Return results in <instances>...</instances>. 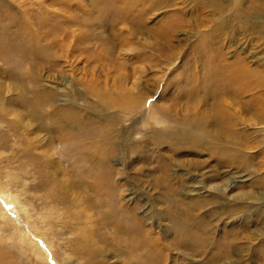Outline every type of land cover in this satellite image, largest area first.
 <instances>
[{
    "label": "rangeland",
    "instance_id": "rangeland-1",
    "mask_svg": "<svg viewBox=\"0 0 264 264\" xmlns=\"http://www.w3.org/2000/svg\"><path fill=\"white\" fill-rule=\"evenodd\" d=\"M241 2L245 10L246 0L223 1L222 10L208 0H0V32L8 30L14 45L20 29L21 45L26 38L31 49L32 41L45 61L39 83L24 80L22 97L21 79L5 85L10 110L0 101V264H143L145 247L117 226L107 206L113 185L129 193L125 181L133 197L119 202L123 212L116 219L134 222V215L148 209L152 224L146 226L154 238L147 244L156 260L164 256L158 264H212L207 256L225 232L236 249L215 261L264 264V76L255 89L215 94L209 88L217 83L213 68H222V59L233 65L239 60L264 75V28L261 33L239 18ZM33 52L4 55L0 64L6 67L11 59L16 71L27 70L36 60ZM63 110L79 113V125L87 117L82 133L91 129L100 141L82 140L80 133L64 140L62 128L51 124ZM199 111L233 119L224 133L192 146L181 131ZM232 132L233 140L225 135ZM82 141L88 151L101 152L98 172L93 163L80 166L64 155ZM162 163L167 170L161 171ZM171 189L178 190L171 199L177 211L186 215L192 198L217 195L212 205L193 211L216 230L201 253L175 237L182 234L176 223L182 218L170 212ZM236 228L241 230L234 235ZM136 229L144 233L143 224ZM89 233L92 244L83 247ZM93 243L102 252L89 253Z\"/></svg>",
    "mask_w": 264,
    "mask_h": 264
},
{
    "label": "bare ground",
    "instance_id": "bare-ground-1",
    "mask_svg": "<svg viewBox=\"0 0 264 264\" xmlns=\"http://www.w3.org/2000/svg\"><path fill=\"white\" fill-rule=\"evenodd\" d=\"M210 2V6L215 8V9H218V10H222L225 8V4H223V1H226L228 2L229 0H208ZM247 1V4L245 6V10H243L241 8L242 6V2L241 4L238 6L239 8H237L238 11L242 12L243 13L241 14L240 12H237L239 16V18H246L247 21L250 22V26L252 29H256V30H260L259 32H261V28H264V0H246ZM231 2V1H230ZM236 2V1H235ZM235 4V3H234ZM3 15V13H2ZM237 15V16H238ZM7 16V15H6ZM242 16H245V17H242ZM2 17V16H1ZM4 17V16H3ZM9 17V15L7 16ZM5 18V17H4ZM11 18V17H10ZM9 18V19H10ZM19 23V22H18ZM179 24V23H178ZM18 28H19V25H17ZM3 27V26H2ZM227 30V29H226ZM8 30H2L1 29V32H0V60L3 58L4 55H9L8 57H11L10 54H13V55H16V56H19V57H23V55H26L27 52H33V51H36V52H33L35 53V56H36V60L33 61V65L30 64L29 65V68L27 70H21V71H16L15 70V66L12 64L11 62V59L8 61L7 63V66L6 67H3L1 64V68H0V74H2L1 78H0V101L1 102H4V101H7V105L5 107L6 110H10L8 108V100L7 98H9L6 93L8 92V89L6 88L7 86H5L8 81H15L13 79H21V83L18 84L17 83V87L18 89L17 90H20L17 92V96L19 97H22V85L24 83V80L27 78L29 83L31 84H37L39 83V80H40V76H39V68H42L41 67V64H44V59H43V56H41V54L38 55L37 53V50H39V48H37V46H35L32 41H30L29 45L31 47V49H27L28 48V43L26 42V38L25 40H23V44L21 45V39H23L24 37V34H22L21 30L18 29L17 31L14 32L13 34V38H14V41L13 43L15 42L14 45H11L7 39V35H8ZM262 33V32H261ZM220 36V35H219ZM26 37V36H25ZM215 41V40H214ZM219 44V43H218ZM21 47V48H20ZM33 47H35V49H33ZM39 47V46H38ZM18 49L19 51V54L16 53L15 51ZM21 51H20V50ZM217 47L214 49V51H217L216 50ZM42 51V50H41ZM216 53V52H215ZM45 54V53H44ZM217 54V53H216ZM215 54V55H216ZM32 55V54H31ZM29 58V57H28ZM222 56L219 55L217 58H215L216 60L218 59H221ZM31 60V59H30ZM241 60V59H240ZM199 60H197L198 62ZM214 61V60H213ZM31 62V61H30ZM241 62V61H240ZM239 60L235 61V65L232 64H226L225 61L222 59L221 60V65H222V68H219L218 65H216L215 68H213L215 70V77H214V80L217 82L215 84L214 87H209L210 89H212L214 91L215 94H222V93H228L229 92H241L243 91L244 89H255V88H258L260 87L261 85H263V82H262V76H264L261 72V76L260 74H256V72H254L253 70H250V68L248 66H246L245 64H242V62L240 63ZM32 63V62H31ZM217 63V62H216ZM219 63V62H218ZM29 64V63H28ZM196 61H194L189 67L191 70L193 69H196ZM23 66V65H22ZM207 66V65H206ZM214 65H212L213 67ZM211 67V68H212ZM189 69V68H187ZM261 71V70H259ZM28 74L27 76H25V74ZM192 75V74H191ZM213 75V74H212ZM13 78V79H12ZM191 78V77H190ZM209 78V77H207ZM213 78V77H212ZM199 79V78H198ZM185 80V78H184ZM213 80V81H214ZM199 81V80H198ZM208 81V80H207ZM214 81V82H215ZM193 82V81H192ZM190 82V83H192ZM195 82L196 81V78H195ZM210 82V81H209ZM208 82V83H209ZM213 82V83H214ZM194 83V82H193ZM198 84L202 85V82ZM210 84V83H209ZM20 85V88L19 86ZM190 85V84H189ZM32 86V85H31ZM211 86V84L209 85ZM193 89H194V86H192ZM206 86H204L205 88ZM24 88V87H23ZM208 88V87H207ZM205 88V89H207ZM245 90V91H246ZM2 92L4 93V96H1L3 95ZM46 95V97L49 98V95L46 94V92L44 93ZM34 95V94H33ZM3 97V98H2ZM36 97V96H35ZM5 98V99H4ZM44 98V97H43ZM179 100V99H178ZM51 101V100H50ZM43 102V101H42ZM33 103V102H32ZM197 103V102H196ZM195 103V104H196ZM34 105V104H33ZM38 104H36L37 106ZM211 105V104H210ZM215 105V104H214ZM219 105V104H218ZM217 105V106H218ZM35 106V105H34ZM39 107V106H38ZM36 108V107H35ZM40 108V107H39ZM219 108V107H218ZM228 108V107H227ZM206 109V108H205ZM40 110V109H39ZM211 110V109H209ZM36 111H38L36 109ZM59 111V110H58ZM205 111V110H204ZM206 112V111H205ZM196 113V112H195ZM194 114H191L189 116V118L187 120H185V126L184 128H182V134H186L188 136H190L189 138H191V140H193V144L192 146H196V145H200L201 146V142L203 141V139L206 141V138L210 135H216L218 134L219 132H223L224 133V129H223V126H229L231 125V120L233 119H227L224 117L222 118V114L218 113V112H211L209 115H205V114H202L204 112H197V115ZM201 113V115H200ZM227 113V112H226ZM7 114V113H6ZM44 114V113H43ZM79 114V113H78ZM77 113L75 112H72V111H64L55 115L54 118H53V121H51L52 125L55 127H58V128H62V137L64 140H66L67 138H69L71 141L75 140V135L73 133H80L83 135L82 137V140L83 139H89V140H93L94 138H96L94 135L93 137L91 136V129L90 130H87L86 132H88L86 134L85 133H82L81 130L87 128L86 125H85V122L87 121L85 117H83L81 120L84 122L83 124L79 125L77 119L79 117ZM229 114V113H228ZM231 114V113H230ZM261 114V112H260ZM94 115V114H93ZM52 116V115H51ZM50 117V116H48ZM96 117V116H95ZM232 117V115H231ZM51 118V117H50ZM98 118V117H97ZM210 118H213L212 120ZM100 119V116L99 118ZM50 120V119H48ZM92 121V120H91ZM184 121V120H183ZM212 121V125H209L210 122ZM16 123V122H15ZM67 124H70L71 126L73 127H76V129H73V128H67V127H64L66 126ZM89 124V123H88ZM20 125V124H19ZM50 125V124H48ZM21 126V125H20ZM44 126V125H43ZM45 127V126H44ZM49 127V126H47ZM89 127V126H88ZM81 131V132H80ZM160 132V131H159ZM101 134L100 132H96L95 134ZM235 133L232 132V133H226L225 135L233 140L234 135ZM79 136V134H78ZM99 136V135H98ZM224 137L225 139L227 137ZM92 137V138H90ZM105 137V136H104ZM177 137V136H176ZM183 137V135H182ZM218 137V136H217ZM81 138V137H80ZM233 138V139H232ZM96 142H99L100 141V138H96L95 139ZM104 140V139H103ZM63 141V140H62ZM230 141V140H229ZM96 142H92L95 144V146H99L98 143ZM192 142V141H191ZM215 143V142H214ZM67 144V143H66ZM82 145L79 146V147H76V148H73L71 150H69L68 152H64V155L67 157V158H76V163L79 164L80 166L83 165V162L85 163V165L87 164V167L93 163L94 164V168L96 169V172H98V166H100L101 164V157H102V154H100L98 151L99 150H94L93 153L88 151L87 150V147L89 143H86L84 141H82L81 143ZM185 144L189 147V149H191V145L188 143V141L185 142ZM204 144V143H203ZM224 144V143H223ZM208 145L211 147V142L210 140L208 141ZM217 145V144H216ZM78 146V145H77ZM205 146V144L203 145ZM215 146V145H213ZM68 147V146H67ZM66 147V149H67ZM186 147V149L188 148ZM218 147V146H217ZM216 148V147H215ZM217 149V148H216ZM68 150V149H67ZM227 150V149H226ZM192 152L194 150H189V152ZM217 151V150H215ZM90 152V153H88ZM220 155H223L225 154V152H223V150H220L219 151ZM50 155H52V153L49 152ZM230 154V153H229ZM216 155V154H215ZM177 156V155H176ZM107 156L103 155V158H105ZM95 158H99L100 159V163L97 162V160H95ZM67 160V159H66ZM81 161V162H80ZM99 161V160H98ZM105 161V159H104ZM181 164H183L184 166H188L187 164L185 165L184 161L181 159V161H179ZM178 162V163H179ZM42 163V162H41ZM98 165H97V164ZM83 165V166H85ZM168 165V164H167ZM103 166V164H102ZM196 166V165H195ZM189 167V166H188ZM160 168H161V171H165L167 170V166L166 164L162 163L160 165ZM190 168V167H189ZM193 168V167H192ZM80 169V168H79ZM84 170V168H82ZM81 169V170H82ZM170 169V168H169ZM88 170V169H87ZM90 170V169H89ZM88 170V171H89ZM85 171V170H84ZM167 173V172H166ZM100 173H97L95 175H98ZM168 175V174H167ZM99 176V175H98ZM98 176H96L95 178H99ZM172 177V176H171ZM179 180H180V177L176 176ZM183 177V176H182ZM189 177V176H188ZM167 178H170L169 176ZM100 179V178H99ZM172 180L175 179V177L171 178ZM182 179V178H181ZM108 181H109V178H108ZM184 183V182H183ZM121 184V183H119ZM125 184L129 185V188L130 187H133L131 186V184H128L127 181H125ZM96 185V184H95ZM122 185V184H121ZM167 185V184H166ZM177 185V184H176ZM116 187V186H115ZM114 185L110 188L109 190V195L107 196L108 198H106L107 200V206L109 207L110 211L112 212V214H114L116 217H118L117 215V212L118 213H121L122 214V208H120L119 206V202L123 203L122 200L123 199H126L128 202L129 199H131L133 196H132V192L129 188H127L129 190V193L128 194H125V196L123 194H120V192H118V188L115 189ZM169 187V186H168ZM167 187V188H168ZM176 187V186H175ZM218 186L214 187V189L216 188L217 189ZM171 188V187H170ZM221 188V187H219ZM203 189V188H202ZM222 189V188H221ZM225 189V188H224ZM172 190V195L170 196L169 194H167V197L170 199L169 202V207H170V212H173L174 215L173 216H177L179 215V217L181 216L182 220L179 221V222H176L177 223V226L179 227L180 230H178V232H182L179 233V235L175 236V237H178L180 242H182L183 245H186L187 247H189L190 249H192L194 252H197V253H201L202 250L204 251V247L206 246L205 243L208 241V239H210V237H212V235H215V231H214V227H208V224H207V221L204 220L203 218L199 217V216H196L195 215V211L194 210H197V208L199 207H202L203 203H207V204H210L212 205L213 201L216 199V194L214 192H212L211 194L209 195H205L203 198L201 197L200 199H195V198H192L193 202L189 205L190 207V210L189 213L186 215V213H183V212H179L177 211V206L175 204V202L173 200H171L173 197V199H176V196L178 194V190ZM111 191V192H110ZM169 191V190H168ZM193 191H196V190H193ZM167 192V191H166ZM217 192V191H215ZM168 193V192H167ZM187 193L190 195L189 191H187ZM135 195V194H134ZM219 195V194H218ZM219 197V196H218ZM125 200V201H126ZM54 201V200H52ZM132 201V200H131ZM135 201V200H134ZM130 205V203H128ZM171 203V204H170ZM215 203V202H214ZM121 205H124V204H121ZM136 206V205H135ZM188 206V205H187ZM127 207V206H126ZM125 207V209H126ZM129 209V208H128ZM229 211H232V210H238V206L237 207H233V208H228ZM231 209V210H230ZM242 209H244V206L242 207ZM131 210V209H130ZM135 210V208H134ZM225 210V209H224ZM194 211V212H193ZM240 211V210H239ZM243 211V210H242ZM132 212V211H131ZM134 212V211H133ZM140 212H142V215L141 216H138V215H134L133 218L135 219L134 222H132L131 220L125 222L124 218H120V219H116V217H113L114 220L116 221V224L119 228L123 229L125 232H128V233H131L132 234V238L133 240L137 243V244H141L145 247V254L148 255L147 258H145L143 264H158L159 262L163 261L164 259V256L161 255V256H158L157 257V260H156V253L154 252L152 254V248L149 247V245L147 244L148 242H152V239L154 238V234L152 233V231L149 229L148 224H152V217H151V214L149 213L148 209L146 210H141ZM226 212H228L226 210ZM126 213V212H125ZM127 214V213H126ZM231 214V213H230ZM229 214V215H230ZM113 215V216H114ZM226 215V214H225ZM228 215V216H229ZM127 219V218H126ZM180 219V218H179ZM138 220V222H136ZM125 222V223H123ZM143 224V227H144V233H141L138 229L135 230L136 227H138L139 225ZM214 226V225H213ZM243 227V226H241ZM245 228V227H243ZM216 229V228H215ZM222 230V229H221ZM237 230V228H236ZM241 228L239 230H237L234 235H237L239 234ZM252 230V229H251ZM250 230V231H251ZM139 232L140 235H136V233ZM252 233V231H251ZM83 234V233H82ZM153 235V236H152ZM227 235H230V234H227L225 232V234L223 233L221 235V241L220 242H217V251L213 254H210L207 256V258H210V259H213L214 262H212V264H225L226 260H228L229 258L227 259H223V260H217L215 261L214 259H222V258H225V257H228L230 255V253L236 249V248H233L234 247V240L231 241V240H227ZM254 235V234H253ZM134 236V237H133ZM242 236V235H240ZM100 237V236H99ZM247 237V236H246ZM140 239V240H137V239ZM229 238V237H228ZM247 239V238H246ZM177 241V242H178ZM160 243V242H158ZM175 243V242H174ZM239 244H241L240 241H238ZM86 244H92V236L91 234L89 233V235H87V238L85 239L84 241V244L82 245L83 247L86 246ZM148 245L149 248H147L146 246ZM153 244V243H152ZM161 244V243H160ZM244 244V243H243ZM248 244V243H247ZM253 244V243H252ZM178 245H181V244H178ZM89 246V245H88ZM159 248H160V245H157ZM81 246L77 247V249H79ZM97 244L93 243V247L92 248H88L87 247V250L88 252H96V251H101L102 252V249H99L97 248ZM154 247V246H153ZM208 247V246H207ZM242 250L244 249V246H241ZM92 252V253H93ZM158 253V252H157ZM161 253V252H160ZM211 253V252H210ZM163 254V253H162ZM93 256H95V254H93ZM98 257V255L96 256ZM132 257V256H131ZM133 258V257H132ZM181 258V257H180ZM203 258V257H202ZM130 259V258H129ZM134 259H136L134 257ZM166 260V259H165ZM131 262V261H130ZM134 262V261H133ZM139 262V260H138ZM137 263V262H136ZM141 263V261H140ZM122 264V263H121ZM131 264V263H130ZM133 264V263H132ZM135 264V263H134ZM200 264V263H199ZM207 264V263H206Z\"/></svg>",
    "mask_w": 264,
    "mask_h": 264
}]
</instances>
